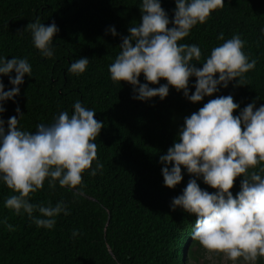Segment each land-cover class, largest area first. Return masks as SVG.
Returning <instances> with one entry per match:
<instances>
[{"label":"trees","instance_id":"1","mask_svg":"<svg viewBox=\"0 0 264 264\" xmlns=\"http://www.w3.org/2000/svg\"><path fill=\"white\" fill-rule=\"evenodd\" d=\"M173 18L175 0H160ZM141 0H0V57L6 60L27 58L32 76H25L20 95L4 103L5 121L15 116L19 106L24 115L23 130L34 132L37 124H51L61 111H74L79 101L96 112L102 122L97 144V159L102 172L82 175V192L57 186L50 190L45 182L33 194L31 203L63 201L69 215L61 214L51 230L37 228L26 215L16 216L3 207L11 193L0 184V219L7 218L16 229L8 232L0 225V264H192L202 247L191 239L196 217L171 208L191 177L182 168L183 179L174 189L164 186L160 156L177 140L184 119L217 96L233 97L239 109L255 101L264 104V0H224L207 22L195 26L182 43L196 44L204 57L213 47L233 35L246 42L244 52L257 61L244 77V86L233 81L212 97L197 104L182 92L169 89L168 96L146 102L134 99L131 85L121 87L109 78L108 67L119 53L128 28L141 21ZM39 18L46 26L53 22L59 32L53 39L54 56L42 57L25 31ZM115 27L114 37L108 31ZM171 27V24L169 25ZM23 32V33H21ZM87 58V70L79 75L68 71L71 63ZM194 63H196L194 61ZM201 68L202 65H197ZM14 78L15 73L10 74ZM5 91L11 89L8 77H0ZM139 82L146 83L141 74ZM161 80L159 87L166 84ZM195 78H190L189 95ZM179 115L183 117L179 118ZM172 122H176L172 125ZM95 167V161L92 164ZM242 177L234 181L233 196L240 190ZM200 188L215 190L197 180ZM79 235L72 238V231ZM264 264V260L258 262Z\"/></svg>","mask_w":264,"mask_h":264},{"label":"clouds","instance_id":"2","mask_svg":"<svg viewBox=\"0 0 264 264\" xmlns=\"http://www.w3.org/2000/svg\"><path fill=\"white\" fill-rule=\"evenodd\" d=\"M223 7L224 0H175L170 20L160 0H141V21L122 38L120 51L108 67L110 80L119 87L122 82L131 85L133 98L141 102L156 97L163 101L171 87L197 104L233 81L244 86L245 75L255 69L257 61L244 52L246 42L240 35L225 40L221 34L218 39L223 43L213 47L202 64L201 48L182 43L195 26L205 24ZM25 31L40 55L52 59L53 39L59 32L56 24L46 26L37 18ZM108 31L117 35L115 27ZM89 63L80 58L68 71L79 76ZM141 74L146 83L139 82ZM5 76L12 87L5 91L0 81V114L5 112L6 101L15 103L25 76H32V65L27 58L0 57V77ZM193 77L195 91L189 95ZM161 80L167 83L149 87ZM72 107L71 115L61 111L51 124H37L34 132L20 126L24 115L19 106L16 115L7 120V130L0 119V184L11 193L3 207L16 216L26 215L37 228L51 230L61 214H70L63 201L55 205L30 202L45 182L50 190L59 186L82 192V175L87 172L94 177L103 170L95 141L104 124L94 118L93 109L79 101ZM238 109L231 95L210 99L184 119L177 140L159 159L168 189L181 183L182 168L195 177L171 202L173 211L180 208L196 217L191 239L231 264H258L264 260V104L257 108L253 101L234 116ZM240 177V190L234 197L231 189ZM200 179L215 191L202 190L197 183ZM0 225L8 232L16 230L6 217L0 219ZM78 235L74 229L72 238Z\"/></svg>","mask_w":264,"mask_h":264},{"label":"rangeland","instance_id":"3","mask_svg":"<svg viewBox=\"0 0 264 264\" xmlns=\"http://www.w3.org/2000/svg\"><path fill=\"white\" fill-rule=\"evenodd\" d=\"M179 118L183 117V115H179ZM176 122H172V125H175ZM192 264H231L230 261H227L223 258L221 254L210 253L202 248L201 256L196 262H192Z\"/></svg>","mask_w":264,"mask_h":264}]
</instances>
